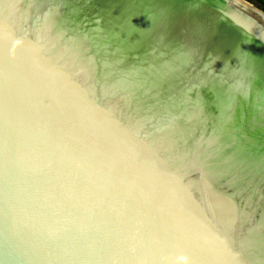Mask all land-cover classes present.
<instances>
[{"label":"water","instance_id":"water-1","mask_svg":"<svg viewBox=\"0 0 264 264\" xmlns=\"http://www.w3.org/2000/svg\"><path fill=\"white\" fill-rule=\"evenodd\" d=\"M254 9L0 0V264H264Z\"/></svg>","mask_w":264,"mask_h":264},{"label":"trees","instance_id":"trees-1","mask_svg":"<svg viewBox=\"0 0 264 264\" xmlns=\"http://www.w3.org/2000/svg\"><path fill=\"white\" fill-rule=\"evenodd\" d=\"M249 3L255 5L257 8L261 9L264 11V0H246Z\"/></svg>","mask_w":264,"mask_h":264},{"label":"bare ground","instance_id":"bare-ground-1","mask_svg":"<svg viewBox=\"0 0 264 264\" xmlns=\"http://www.w3.org/2000/svg\"><path fill=\"white\" fill-rule=\"evenodd\" d=\"M240 1H242L243 3H245L246 5H248L249 7H251L253 10H255L254 8H257V7H255V6L252 5V4L246 3V1H244V0H240ZM255 11H256V10H255ZM257 12L260 13V14H262V16L264 17V14H263L264 12H262L261 9L257 8Z\"/></svg>","mask_w":264,"mask_h":264},{"label":"snow or ice","instance_id":"snow-or-ice-1","mask_svg":"<svg viewBox=\"0 0 264 264\" xmlns=\"http://www.w3.org/2000/svg\"><path fill=\"white\" fill-rule=\"evenodd\" d=\"M238 24L241 23L239 20L236 21ZM243 27L247 28L249 31H251V28L248 25H242ZM259 38L261 40H264V34L260 35Z\"/></svg>","mask_w":264,"mask_h":264}]
</instances>
